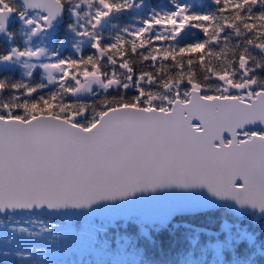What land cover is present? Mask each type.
Masks as SVG:
<instances>
[{"label":"snow or ice","instance_id":"snow-or-ice-1","mask_svg":"<svg viewBox=\"0 0 264 264\" xmlns=\"http://www.w3.org/2000/svg\"><path fill=\"white\" fill-rule=\"evenodd\" d=\"M210 3L214 11L199 12L171 0L172 10L105 39L142 3L0 0V69L24 70V79L0 78L5 257L9 232L38 235L13 225L18 212L85 213L166 189H206L264 218V0ZM192 29L202 34L195 41ZM61 30L78 38L68 57ZM175 212L155 216L154 228L167 230ZM255 248L254 234L226 222L203 242L191 236L199 256L189 264H255ZM14 254L32 264L30 250Z\"/></svg>","mask_w":264,"mask_h":264},{"label":"trees","instance_id":"trees-1","mask_svg":"<svg viewBox=\"0 0 264 264\" xmlns=\"http://www.w3.org/2000/svg\"><path fill=\"white\" fill-rule=\"evenodd\" d=\"M198 1L199 0H184L185 4L190 6L194 5L195 10L199 12H211L215 10V7L208 6L207 0L200 2V5L197 6ZM136 2L142 3V7L138 9L137 16L131 14L134 13L133 9L117 16L112 21V24L116 25V27H108L104 31L105 39L108 37H114L118 33L123 35V33L119 32L121 28L127 27L134 30L141 27L142 21L150 18L154 12L162 14L163 12L172 10L171 0H137ZM177 2L182 3L180 0H177ZM136 22H138L137 25H135ZM191 33L192 36L190 39L192 41H195L197 38L202 36L198 29H192ZM59 39H66L67 41L64 49L62 50V55L65 57L73 55L75 51L73 47L75 38L71 35L65 34L63 30H61L57 34V46ZM157 44L161 47L164 46L160 42H157ZM85 51H87V49H85ZM149 63L150 62H143V64L138 63L136 67L138 69H147ZM4 75L9 76L13 80H21L18 74L15 73L0 72V78ZM35 78L36 80H40L38 76H35ZM45 84H47V82H45ZM55 89V85H49L48 89L45 91H54ZM71 99L75 100L76 98L72 97ZM94 99V97L90 96L89 99L85 100L92 103ZM25 216L28 215L25 214ZM35 218H38L40 221L46 223L47 227H52L53 225L55 226L52 228V232L50 234L57 235L54 237L57 243V248L62 240V237L66 238L70 236L72 238L75 234H77L83 239H85V237H87V239H91L93 242L91 246H103L105 247V251L113 253L114 251L117 252V245L122 242L120 237H123L126 240L122 242V252L125 254L131 252L136 255V260L133 264H181V259L188 253L192 254L194 260L199 253L189 249L191 236L195 235L201 240V242H203L209 237L214 236L220 230L221 225L226 222L238 223L241 227H246L249 232L254 234L256 247L260 250L264 248V228L256 227V224L250 223L247 217L235 218L223 209L206 211L195 215L178 216L173 220L172 224L169 225V228L163 232L157 231L154 226H141L139 223L136 224L135 222H117L115 224L106 223L107 225L103 228L97 227V225L93 223V226L89 229L91 232H86L79 228V225L76 223L77 221L71 222L68 220L64 221L46 217ZM4 220V216L0 217V221ZM91 220L93 222L98 221L97 219ZM69 222H71L72 225L65 227L64 225ZM173 224L178 225L179 227H172ZM20 226L24 227L22 224H20ZM59 226L61 227L58 228ZM142 227L145 230V234H141L140 232ZM186 237L189 239H186ZM0 241H3V244H0V254H3L4 238L2 234H0ZM129 245H131V247ZM44 247L45 245L42 242L35 243L34 238H30L23 244V247L20 250L32 249L33 252H42ZM8 250L9 258L0 255V264H21L20 257L14 255L16 249L9 248ZM50 251L52 252V249H50ZM260 253L261 252H256L255 249L252 251V258L255 261V264H264V256ZM225 258L230 259L231 257L226 255ZM31 261L32 264H74L70 259H65L64 261L55 260L51 262V260L43 261L41 258H36L35 256H31Z\"/></svg>","mask_w":264,"mask_h":264},{"label":"water","instance_id":"water-1","mask_svg":"<svg viewBox=\"0 0 264 264\" xmlns=\"http://www.w3.org/2000/svg\"><path fill=\"white\" fill-rule=\"evenodd\" d=\"M209 4L210 0H209ZM213 6V5H212ZM86 94L82 95V98H87ZM242 183V182H241ZM143 195L144 199H138L135 203L113 206L114 202H105L102 205L94 206L91 212L85 213H68L57 214L49 213L47 210L39 211L36 213H25L30 216H43L48 218H58L61 220L74 219V218H96L108 223L127 222L130 218L128 214H131V218H137L138 222L143 226H153V218L158 214L167 212H175L176 207H183L185 210L178 211L173 214L171 220L175 217L182 215H195L206 211L224 209L227 213L235 218H241L244 216L249 217V222L256 223L264 218L259 214L252 215L251 210H247L248 214L243 215L245 210L239 209L231 201H221L212 197L206 189H166L157 193H145L138 194ZM211 201V203H208ZM115 203H121L117 201ZM3 216L0 214V217Z\"/></svg>","mask_w":264,"mask_h":264},{"label":"rangeland","instance_id":"rangeland-1","mask_svg":"<svg viewBox=\"0 0 264 264\" xmlns=\"http://www.w3.org/2000/svg\"><path fill=\"white\" fill-rule=\"evenodd\" d=\"M137 1V0H136ZM182 3L185 4L184 0H182ZM134 13H132L134 16H137L138 14V9H133ZM78 39V38H75ZM2 69H0L1 71ZM21 79H24L23 77V69L22 68H16L12 70ZM35 76H38L39 79H41L44 75L43 70L39 69L34 73ZM44 83L47 82L46 79L42 80ZM2 217V216H1ZM16 221H19V224L16 226H20L22 224L25 228L29 230V232L37 233L38 235L35 236H27V235H20V236H14L16 235L15 233L9 232V238L14 239L15 245L9 246V248H15L17 250H20L23 247V244L28 241L30 238H34L35 243H43L45 245L44 250L42 252H33L32 249H26L24 251L30 250L32 255L35 256L36 258H41L43 261L45 260H51V262L55 260H65V259H70L74 264H117L118 261H127L129 263H134L136 260V255L132 254L131 252L129 253H124L122 252V242L125 241L123 237H120V242L118 246V249L116 250L117 252H108L105 251V247H96V246H91L93 244L91 239H83L82 237L78 236L75 234L72 238L70 236L64 238L62 237L61 242L57 246L55 236L54 234H50L48 232H41L42 227H47V224L40 221L38 218H31L30 216H25V214H15L12 216V223L13 225L16 224ZM72 221H77V225H79V228L86 232H91L89 229L91 226H93V223L97 225V227L103 228L106 226V222H103L101 220H98L96 222H93L89 218H81V219H73ZM69 222L68 224L64 225L65 227H69L72 225V223ZM127 222H135L136 224L138 223L136 218H131ZM173 221H171L172 224ZM5 220L0 221V234H2L3 238L5 235L4 232V225H5ZM175 225V224H173ZM172 225V226H173ZM112 226V225H110ZM21 227V226H20ZM59 226L58 228H60ZM256 227H262L264 228V220L256 223ZM141 234H145V230L143 227L140 229ZM252 233V232H250ZM58 240V237H57ZM0 244H3V241H0ZM52 249V252L50 251ZM256 252H261L259 248H255ZM198 253V252H197ZM261 254V253H260ZM3 255V254H0ZM15 255V254H14ZM4 256V255H3ZM199 256V255H198ZM264 256V255H263ZM5 257V256H4ZM6 258H9L7 256ZM139 258V256H138ZM206 259L211 261L213 259L211 254H207ZM193 260L192 254L188 253L183 256L181 259V264H189L190 261Z\"/></svg>","mask_w":264,"mask_h":264},{"label":"bare ground","instance_id":"bare-ground-1","mask_svg":"<svg viewBox=\"0 0 264 264\" xmlns=\"http://www.w3.org/2000/svg\"><path fill=\"white\" fill-rule=\"evenodd\" d=\"M182 216H185V215H182Z\"/></svg>","mask_w":264,"mask_h":264}]
</instances>
